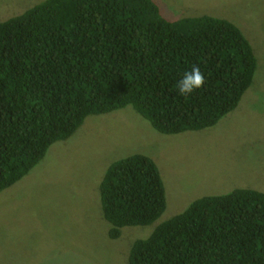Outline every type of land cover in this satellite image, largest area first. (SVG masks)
Returning a JSON list of instances; mask_svg holds the SVG:
<instances>
[{
	"label": "trees",
	"instance_id": "1",
	"mask_svg": "<svg viewBox=\"0 0 264 264\" xmlns=\"http://www.w3.org/2000/svg\"><path fill=\"white\" fill-rule=\"evenodd\" d=\"M193 66L203 87L179 94ZM259 67L233 21L167 19L155 0H43L0 21V192L89 116L131 107L163 134L217 125L239 105ZM109 237L154 224L167 208L157 162L113 161L99 185ZM128 264H264V192L200 197L130 247Z\"/></svg>",
	"mask_w": 264,
	"mask_h": 264
},
{
	"label": "rangeland",
	"instance_id": "2",
	"mask_svg": "<svg viewBox=\"0 0 264 264\" xmlns=\"http://www.w3.org/2000/svg\"><path fill=\"white\" fill-rule=\"evenodd\" d=\"M43 0H0V21ZM175 20L204 14L239 25L259 67L238 107L200 131L163 134L131 107L89 116L69 139L0 192V264H128L129 250L194 200L236 188L264 192V0H155ZM144 153L158 164L167 208L147 227L109 237L99 185L115 160Z\"/></svg>",
	"mask_w": 264,
	"mask_h": 264
},
{
	"label": "clouds",
	"instance_id": "3",
	"mask_svg": "<svg viewBox=\"0 0 264 264\" xmlns=\"http://www.w3.org/2000/svg\"><path fill=\"white\" fill-rule=\"evenodd\" d=\"M205 77L198 66H193L190 72H186L183 78L178 82V91L180 95L188 96L196 89L203 87Z\"/></svg>",
	"mask_w": 264,
	"mask_h": 264
}]
</instances>
